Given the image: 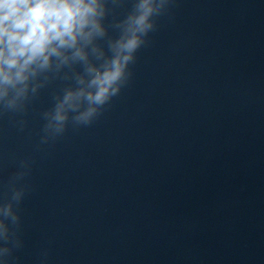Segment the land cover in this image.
Segmentation results:
<instances>
[{
	"label": "water",
	"instance_id": "95a60500",
	"mask_svg": "<svg viewBox=\"0 0 264 264\" xmlns=\"http://www.w3.org/2000/svg\"><path fill=\"white\" fill-rule=\"evenodd\" d=\"M157 25L91 125L39 143L61 80L0 115V201L31 169L10 264H264V0H173Z\"/></svg>",
	"mask_w": 264,
	"mask_h": 264
},
{
	"label": "clouds",
	"instance_id": "9594fccd",
	"mask_svg": "<svg viewBox=\"0 0 264 264\" xmlns=\"http://www.w3.org/2000/svg\"><path fill=\"white\" fill-rule=\"evenodd\" d=\"M123 0H0V115L22 114L55 80L69 81L41 113V145L91 125L132 78L130 65L173 0H133L123 19L105 20ZM117 32L113 37L109 29ZM23 130L27 121H16ZM28 160L19 161L0 201V264L22 247L18 212L28 186Z\"/></svg>",
	"mask_w": 264,
	"mask_h": 264
}]
</instances>
